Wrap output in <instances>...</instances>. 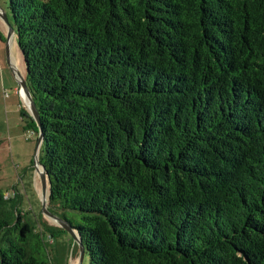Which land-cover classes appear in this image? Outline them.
<instances>
[{
  "label": "trees",
  "instance_id": "obj_1",
  "mask_svg": "<svg viewBox=\"0 0 264 264\" xmlns=\"http://www.w3.org/2000/svg\"><path fill=\"white\" fill-rule=\"evenodd\" d=\"M7 8L48 208L88 264H264V0ZM4 193L0 264H46L56 228Z\"/></svg>",
  "mask_w": 264,
  "mask_h": 264
},
{
  "label": "rangeland",
  "instance_id": "obj_2",
  "mask_svg": "<svg viewBox=\"0 0 264 264\" xmlns=\"http://www.w3.org/2000/svg\"><path fill=\"white\" fill-rule=\"evenodd\" d=\"M7 6L8 0H0V12H8ZM0 66V191H10L13 195L18 193L21 212L34 222L38 232L42 230L43 224H47L45 226L48 228H56L55 237H49L48 231L43 232L48 258L46 264H79L77 242L69 240V234L60 231L62 227L42 211L41 189L39 192L36 178L41 180L35 167L38 126L22 112L26 107L22 104L15 72H25L23 57L16 39L9 38L8 28L1 16ZM33 130L35 134L29 137ZM82 264H88L87 257Z\"/></svg>",
  "mask_w": 264,
  "mask_h": 264
},
{
  "label": "water",
  "instance_id": "obj_3",
  "mask_svg": "<svg viewBox=\"0 0 264 264\" xmlns=\"http://www.w3.org/2000/svg\"><path fill=\"white\" fill-rule=\"evenodd\" d=\"M0 16L2 17V19L4 20L8 28L9 38H16V30L12 24V21L9 17L8 12L6 11L0 12ZM15 73L17 75V80L20 85L19 91H20L21 97L24 99V102L26 104V107L30 115L33 117V119L35 120L38 126V140H37L36 151H35V163H36L35 167H36V173L37 174L39 173L40 180H41V200H42V207H43L42 211L47 217L53 219L56 224H58L59 226H61L62 228H64L66 231H68L71 234V236L73 237V239L75 240V242H77L79 246V256H80L79 264H82L85 258V248L82 243L81 237L78 235L76 231H74V229L64 219L54 214L48 208L49 183H48V178L46 175L45 167L39 160L40 149H41L42 140H43V132H42V127H41L40 115H39L36 102L28 87V84L25 78V73H22L19 71Z\"/></svg>",
  "mask_w": 264,
  "mask_h": 264
},
{
  "label": "built area",
  "instance_id": "obj_4",
  "mask_svg": "<svg viewBox=\"0 0 264 264\" xmlns=\"http://www.w3.org/2000/svg\"><path fill=\"white\" fill-rule=\"evenodd\" d=\"M0 70H1V66H0ZM35 134V131L33 130V131H31L30 133H29V137H31V136H33ZM36 134H38V132H36ZM12 193L10 192V191H7V192H5L4 193V198L5 199H9V198H11L12 197Z\"/></svg>",
  "mask_w": 264,
  "mask_h": 264
},
{
  "label": "crops",
  "instance_id": "obj_5",
  "mask_svg": "<svg viewBox=\"0 0 264 264\" xmlns=\"http://www.w3.org/2000/svg\"><path fill=\"white\" fill-rule=\"evenodd\" d=\"M23 102V103H22ZM22 102L19 100V103H20V105H21V103L22 104H24V106L26 107V104H25V102H24V99L22 98ZM23 105H22V107H24ZM26 110L28 111V109H27V107H26ZM13 111L15 112V110L13 109ZM29 112V111H28ZM30 114V113H29ZM39 180H37V178H36V186H37V188H38V191L40 192V189H41V182L39 181ZM38 183H39V185H38Z\"/></svg>",
  "mask_w": 264,
  "mask_h": 264
},
{
  "label": "bare ground",
  "instance_id": "obj_6",
  "mask_svg": "<svg viewBox=\"0 0 264 264\" xmlns=\"http://www.w3.org/2000/svg\"><path fill=\"white\" fill-rule=\"evenodd\" d=\"M41 168V167H40ZM41 170V169H40Z\"/></svg>",
  "mask_w": 264,
  "mask_h": 264
}]
</instances>
